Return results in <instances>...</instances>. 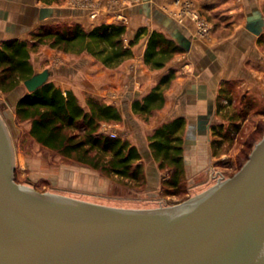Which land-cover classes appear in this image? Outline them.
Segmentation results:
<instances>
[{
  "label": "water",
  "instance_id": "water-1",
  "mask_svg": "<svg viewBox=\"0 0 264 264\" xmlns=\"http://www.w3.org/2000/svg\"><path fill=\"white\" fill-rule=\"evenodd\" d=\"M60 14L43 7L40 17ZM164 20L189 51L191 39ZM262 24L260 14L249 17L253 31L259 33ZM51 75L48 68L36 72L23 88L33 92ZM15 168L0 115V264H264V135L233 176L158 208H119L40 192L17 182Z\"/></svg>",
  "mask_w": 264,
  "mask_h": 264
},
{
  "label": "crops",
  "instance_id": "crops-1",
  "mask_svg": "<svg viewBox=\"0 0 264 264\" xmlns=\"http://www.w3.org/2000/svg\"><path fill=\"white\" fill-rule=\"evenodd\" d=\"M179 1L190 2V11L180 15ZM43 7L58 8L61 14L41 19ZM219 10L231 17L233 29L229 23L219 25L217 19L207 14ZM93 11L98 15L97 20L91 19ZM255 14H260L263 21L259 33L248 27L249 17ZM193 15L207 22V33L200 32L198 19ZM55 17H70L86 28L122 22L128 27L126 40L133 38L141 27H148L150 31L156 29L173 38L165 25L164 19H168L191 39L189 51L176 54L165 68L156 70L163 75L174 68L176 77L165 90L164 107L154 114V121L148 125L154 128L183 118L187 164L193 160L204 164L206 156L213 154L210 152L213 143L220 144L224 140V136L214 137L211 129L220 122V113L233 107V102L229 103L232 96L240 93L244 103L251 97L264 98V0H0V41L30 40L38 26ZM242 17L243 23L240 22ZM147 39L145 36L133 47V57L118 70L96 62L87 53L78 58L80 54L45 47L40 55L52 61L47 65L52 68L51 80L63 91H73L84 105L89 95L115 105L126 121L136 125L131 102L141 97V90L147 88L143 97L146 96L159 78L143 60ZM146 137L142 134L138 140L147 162L146 173L153 180L159 168ZM142 145H147L145 150ZM72 174L73 170H66L64 177L69 180Z\"/></svg>",
  "mask_w": 264,
  "mask_h": 264
},
{
  "label": "trees",
  "instance_id": "trees-1",
  "mask_svg": "<svg viewBox=\"0 0 264 264\" xmlns=\"http://www.w3.org/2000/svg\"><path fill=\"white\" fill-rule=\"evenodd\" d=\"M127 32L128 27L122 22L100 23L91 28L78 22L65 27L43 24L33 32L31 40L0 41V90L12 91L34 75L32 51L45 45L65 53H87L108 68L119 67L133 57V47L145 36L148 39L143 60L150 69L165 68L176 54L185 52L173 38L156 29L141 27L129 40H126ZM175 77L176 70L170 68L146 96L132 103L133 111L149 119L153 112L162 109L165 90ZM15 111L20 118L31 120L30 133L43 146L122 179L136 183L144 179L139 148L101 129L103 122L121 121L122 113L117 106L92 95L84 105L73 91H63L49 81L33 92L27 91L18 100ZM184 124L183 118L175 119L149 136L154 158L170 174L165 185L169 190L175 189L173 193L180 192L186 172ZM223 127L224 124L214 125L212 133L225 136ZM258 131L264 132V124Z\"/></svg>",
  "mask_w": 264,
  "mask_h": 264
},
{
  "label": "rangeland",
  "instance_id": "rangeland-1",
  "mask_svg": "<svg viewBox=\"0 0 264 264\" xmlns=\"http://www.w3.org/2000/svg\"><path fill=\"white\" fill-rule=\"evenodd\" d=\"M179 2L180 3H177L180 5L179 14L183 15L184 11L187 10L186 6H189L190 2ZM216 12L217 13L207 14L217 19L219 25L229 23L228 26H231V29H233L234 22L231 17L227 15L228 13L221 10ZM97 16L95 11H93V13L91 12V19L97 20ZM193 16L197 18L196 15ZM243 19L242 17L240 22L243 23ZM48 22L47 24L62 27L74 23L70 17H55ZM40 26L37 27L36 31ZM154 26L155 28L157 27L155 24ZM32 34L30 40L32 39ZM141 42L142 39L140 43ZM45 47L51 48L45 45L32 51L31 62L35 72H41L47 68L52 69L47 67L52 61L40 55V52H42ZM78 56V58H80L84 55L80 54ZM95 61L99 62L96 59ZM119 68L120 66L114 68V70H118ZM150 70L156 72V70ZM157 72L156 75L159 77V81L164 74L161 75V73ZM50 81H52L51 77ZM20 86L22 87H17L18 89L16 88L9 92L0 90V115L3 117L8 127L14 146L16 181L40 192L61 194L107 206L129 209L158 208L175 205L200 194L215 185L221 177L226 179L233 176L247 161L254 146L264 135V132L258 131L264 124V98L249 97V100H245L248 102L246 106V102H241L242 95L240 93L235 94V96L231 97L232 101H229L230 104L233 102V107L230 108L229 111L220 113L219 116L220 122L218 124H224L225 126L223 127V131L226 133L224 140L220 144L213 143L212 148H210V152L213 154L212 156L210 154L208 156L204 155L207 158L204 164L201 165V163L195 160L187 164L185 161L186 172L182 179L183 186L179 193H173L175 189L169 190V186L165 185V180L170 175L169 172L166 169L160 168L159 162L155 158L156 165L159 168L156 178L153 180L149 179L145 169L147 162L142 155V159L139 162L143 164L145 169L144 179L141 183H136L131 180L122 179L113 174L104 173L74 158H68L56 150L43 146L32 137L30 133L32 126L31 120L20 118L15 111L16 100L21 94L24 95L27 92V90L23 88L24 82H22ZM146 89H142L140 93L142 96L135 98L131 103L135 100H141ZM123 99L125 100L126 96L123 97ZM222 102H224V100H222ZM121 113V121L103 122L101 129L104 133L112 137H120L124 140H128L132 145L137 146L139 150L140 140H138V136L146 134V144L149 146V136L156 128L167 123H162L154 128L148 127V125L154 121L153 117L156 112H153L151 116H149V119H146L145 116L136 114L133 111L136 116V125H134L126 121L122 111ZM118 124H122V127H117ZM234 124H239V128L237 129ZM214 137H216V135H214ZM250 141L253 142L249 144ZM146 146L142 145V148L145 150ZM185 155L186 151H184V158ZM198 156H200V153L197 154V157ZM66 170L74 171V174L70 176L69 180H66V177H64Z\"/></svg>",
  "mask_w": 264,
  "mask_h": 264
},
{
  "label": "built area",
  "instance_id": "built-area-1",
  "mask_svg": "<svg viewBox=\"0 0 264 264\" xmlns=\"http://www.w3.org/2000/svg\"><path fill=\"white\" fill-rule=\"evenodd\" d=\"M178 3H180V2H178ZM188 5H189V4H188ZM189 6H190V5H189ZM189 6H186L187 10H189V9H188ZM187 10H185L184 12H188ZM196 17H197V19H198V21H199L198 25H199L200 32H201V33H207V31H208L207 22L202 21L201 19H199V16H198V15H196Z\"/></svg>",
  "mask_w": 264,
  "mask_h": 264
},
{
  "label": "flooded vegetation",
  "instance_id": "flooded-vegetation-1",
  "mask_svg": "<svg viewBox=\"0 0 264 264\" xmlns=\"http://www.w3.org/2000/svg\"><path fill=\"white\" fill-rule=\"evenodd\" d=\"M214 125H215V124H214ZM214 125H213V126H214ZM211 131H212V129H211ZM153 157H154V156H153Z\"/></svg>",
  "mask_w": 264,
  "mask_h": 264
}]
</instances>
